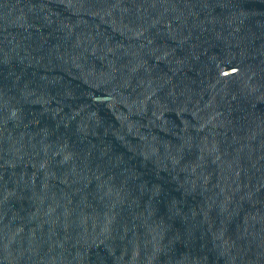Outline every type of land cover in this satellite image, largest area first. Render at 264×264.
Segmentation results:
<instances>
[{"label": "water", "instance_id": "1", "mask_svg": "<svg viewBox=\"0 0 264 264\" xmlns=\"http://www.w3.org/2000/svg\"><path fill=\"white\" fill-rule=\"evenodd\" d=\"M0 264H264V0H0Z\"/></svg>", "mask_w": 264, "mask_h": 264}]
</instances>
